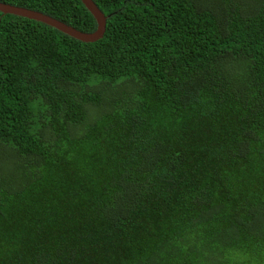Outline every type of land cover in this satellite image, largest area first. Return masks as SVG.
<instances>
[{
    "label": "trees",
    "instance_id": "16d2710c",
    "mask_svg": "<svg viewBox=\"0 0 264 264\" xmlns=\"http://www.w3.org/2000/svg\"><path fill=\"white\" fill-rule=\"evenodd\" d=\"M92 1L0 12V264H264V0Z\"/></svg>",
    "mask_w": 264,
    "mask_h": 264
},
{
    "label": "water",
    "instance_id": "95a60500",
    "mask_svg": "<svg viewBox=\"0 0 264 264\" xmlns=\"http://www.w3.org/2000/svg\"><path fill=\"white\" fill-rule=\"evenodd\" d=\"M80 1L83 3L85 8L90 12V14L94 17L97 23V29L93 33H83L41 13L10 6V5H5L1 3H0V12H2L3 14H12L20 17H25L30 20L42 22L76 40L85 43H92L102 38L105 32L106 18L92 0H80Z\"/></svg>",
    "mask_w": 264,
    "mask_h": 264
},
{
    "label": "rangeland",
    "instance_id": "374dc122",
    "mask_svg": "<svg viewBox=\"0 0 264 264\" xmlns=\"http://www.w3.org/2000/svg\"><path fill=\"white\" fill-rule=\"evenodd\" d=\"M94 114V113H93Z\"/></svg>",
    "mask_w": 264,
    "mask_h": 264
}]
</instances>
